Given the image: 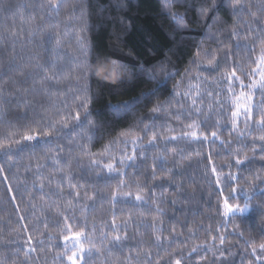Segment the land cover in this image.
Here are the masks:
<instances>
[{
  "label": "trees",
  "instance_id": "1",
  "mask_svg": "<svg viewBox=\"0 0 264 264\" xmlns=\"http://www.w3.org/2000/svg\"><path fill=\"white\" fill-rule=\"evenodd\" d=\"M244 3L253 11L261 7V0ZM236 20L231 0H0V142L12 153L0 150V264H70L72 242L64 255V236L80 230L85 247L95 245L88 264H145L149 249L153 261L157 253L163 256L160 264L175 258L182 264H257L246 242L264 240V193L245 177L249 171L264 177L261 150L254 156L250 148L262 142L247 136L241 142L231 131L241 89L229 92L225 77L234 66L251 73L261 47L254 34L232 38ZM206 52L216 57L214 74L206 67ZM85 97L86 111L80 106ZM77 112L79 122L73 118ZM193 119L198 127L188 128ZM130 129L132 134L121 135ZM191 131L209 139L183 136ZM153 132L157 141L150 145ZM136 137L143 143L133 145ZM165 147L172 174L161 178L157 157ZM134 148L136 158L120 164ZM237 148L253 158V167L231 181ZM213 167L224 172L219 187ZM129 191L131 198L119 195ZM138 191L146 204L135 201ZM245 192L253 195V210L226 216L225 198L242 204ZM117 232L120 244L109 243ZM155 234L171 255L154 247ZM220 251L225 257L215 259Z\"/></svg>",
  "mask_w": 264,
  "mask_h": 264
},
{
  "label": "snow or ice",
  "instance_id": "2",
  "mask_svg": "<svg viewBox=\"0 0 264 264\" xmlns=\"http://www.w3.org/2000/svg\"><path fill=\"white\" fill-rule=\"evenodd\" d=\"M51 2V0H50ZM52 8H58V4L52 2L51 3ZM231 7L233 10V15L237 17V20L234 22L233 29H232V38L233 39H240L243 37L244 39H247L250 34H254L256 36V39L259 40L260 42V47H261V54L258 58V60L252 61V63L255 64V67L252 69L251 73H243L242 69H239L238 67L234 66L230 73L226 74V80L228 82V90L229 92H234V89L236 86H238L241 89V92L239 96L236 97L235 100V110L232 111V128L231 131L235 132L238 137L241 138V142L245 136L248 138L252 139L253 141L259 140L262 143L257 146L255 143H253L250 148L255 155H257V147L260 148L259 152V158L264 160V27L261 25H264V0H261V7L258 8L257 11L252 10V6L249 4H245L244 0H231ZM203 11L201 12V15H203ZM247 15L249 17L248 20L243 19V16ZM173 18L175 20H183L184 17L179 16L178 14H173ZM241 29H244V31H241ZM51 39V38H50ZM59 43V41H57ZM240 47H248L247 45H240L237 44V48L239 49ZM250 51H254V49H251ZM200 53L197 52V56H199ZM205 57L207 58V68L212 70V73L214 74L215 71L219 70L218 65L216 64V57L212 56L211 53L206 52ZM195 61H193V64L195 65ZM113 70L115 71L117 67V62L113 61ZM39 66V65H38ZM91 66H89L90 68ZM204 69L198 68V71H203ZM240 72L241 75H238L237 73ZM259 76V80L252 79L255 76ZM248 78L251 79V83H245V79L242 78ZM49 79H53L54 77H48ZM199 77H197L198 79ZM259 89V96H260V101L254 102V97L257 94L256 90ZM178 94V93H177ZM211 95V93H209ZM196 101L193 100V104H195ZM85 111L87 110L88 107V102L87 98L85 97L84 101L80 105ZM124 107H127V105H124ZM116 111H119V108L116 109ZM159 111V106L152 108V112L155 113ZM196 113L200 112V109L197 108L195 109ZM191 115V113H189ZM241 117H243V120L241 121ZM77 122L80 121V114L79 112L76 113L75 117H73ZM241 122L243 123V128L244 130L240 129V124ZM251 122V123H250ZM53 131L55 130L54 126H51ZM64 127H67V124L64 125ZM188 128L195 129L198 127L196 124V120L193 119L191 123L187 125ZM133 130H129L128 132H123L121 133L122 136H128L132 134ZM145 136L150 129L148 128L147 125H145V128L143 129ZM254 131H258L261 133L258 136L253 135ZM210 135L212 138L215 140L219 139V136L216 131H211ZM183 136L188 137L190 136L194 140H200L201 138L204 141H207L209 139V135L205 133H200V135H197L196 131H191V132H184ZM24 139L27 141H32L35 139L34 136L31 135H26L24 136ZM143 137H136L134 138L131 143L133 145H137L138 143H143ZM171 141H175L177 139L176 136H171L169 138ZM157 141V134L155 132L152 133L151 139L148 140V143L150 145H154L155 142ZM14 143L19 144L20 141H14ZM124 143H127V141H124ZM221 144H227L231 145L232 141L228 140L227 142L221 140ZM245 147H249L245 145ZM7 146L3 143L0 142V150H4V155L10 156L12 153L10 150H6ZM107 151V149H106ZM172 151H175V148L172 149ZM167 147H165L164 152L161 153L160 156L157 157L160 163L159 167V172L161 178H167L169 175L172 174L171 169L166 170V164L165 161L167 160ZM240 148H237L236 153H233L234 157V165H230L229 168L235 167L237 171L235 173L229 171L227 178L231 181H238V177L241 174L242 171H247L253 167V158H250L246 153L244 155H240ZM136 158V153H135V148L133 149V155L132 156H127V157H122L120 164H123L124 159L128 160H134ZM209 161H211V157H209ZM247 165V169L242 168V166ZM108 170L114 171V165L113 164H108L107 165ZM4 171L3 166H0V173ZM152 172H153V179L157 178V168L156 164L153 163L152 167ZM213 174L217 175V186L219 187L220 185V177L224 175L223 170L219 174H217V169L215 167L212 168ZM245 179L249 183V187H253L254 189L258 187V190L260 193H264V186H259V185H264V177H262L259 173H256L253 175L249 171L248 177H245ZM256 182H259V185H257ZM123 183V182H121ZM43 187V185H41ZM232 192L236 193L237 192V186H232ZM137 188L142 191L141 186L137 185ZM140 191H138L134 199L137 202L140 203H147V201L144 199V197L140 194ZM77 197H79V193L76 194ZM119 195H122L124 197H129L131 198L133 196L132 192H121ZM152 195H155L153 192ZM245 199L243 200V203L241 204L240 202L236 203H230L228 198H225L224 200V209H225V215L231 218H235L237 216L244 217L246 216L249 212H251L252 205L251 201L253 199V195L248 194L247 192L244 193ZM85 196L88 199H92L93 197L88 196L87 193H85ZM264 199V197H262ZM111 200L113 204L116 203L118 200V193L116 191L112 192L111 194ZM259 208L264 210V204L259 205ZM157 212H159V209H157ZM261 215H264V211L260 212ZM162 223V222H161ZM113 228H116L115 224V219L113 220ZM70 230V229H69ZM157 232H162V229H157ZM175 230L173 229V232ZM125 233V237H126ZM240 235H243V233H240ZM261 236H264V229L261 230ZM86 236L83 230L76 231L71 234V236L65 235L64 240H65V248H64V255H67L69 252V247L67 242L70 240L72 242V248H71V255H68L67 258L70 261V264H88V257L91 256L92 253V248L95 247V245H92L91 247L86 248L84 241L86 240ZM104 239L107 241V237L105 236ZM164 239H167L166 237ZM213 239H216L213 237ZM122 240L121 235L117 232L112 236V240L108 241L109 243H112L114 245L120 244ZM31 241V238H29V242ZM220 244L223 245L225 243V237L220 236L219 237ZM89 243H91L89 241ZM247 246L251 248V256L255 258V261L257 264H264V240L261 242L257 243L256 241L250 240L247 241ZM154 247L157 249H160L161 252H164L167 255H171L170 252L164 247V244L162 242V235L161 234H155V243ZM198 247L192 248L191 252L188 253L189 256L192 255V253L197 252ZM32 251H35V249H31ZM99 251V249H97ZM146 259H145V264H160V261L163 259V256L157 253V258L155 261H153V256L152 252L149 249L144 253ZM215 255V254H214ZM221 257H225V252L220 251L219 256H216L215 259H220ZM205 257H201V259H204ZM171 264H182V260L179 258H175L171 261ZM213 264H215V261H213ZM249 264H253L252 261H249Z\"/></svg>",
  "mask_w": 264,
  "mask_h": 264
}]
</instances>
